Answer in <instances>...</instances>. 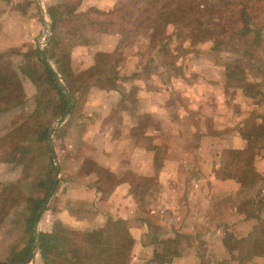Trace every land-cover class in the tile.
<instances>
[{
	"label": "rangeland",
	"instance_id": "rangeland-1",
	"mask_svg": "<svg viewBox=\"0 0 264 264\" xmlns=\"http://www.w3.org/2000/svg\"><path fill=\"white\" fill-rule=\"evenodd\" d=\"M241 1L233 0L239 5ZM251 3L248 12L260 27L264 24V0ZM240 9L232 6L238 28ZM48 10L57 15L55 33ZM152 16L154 10L139 9L134 0H0V263L14 259L25 248L28 221L35 214L37 217L45 203L37 235L40 229L51 226L52 217L45 213L62 181L68 183L69 177L78 176L73 174L76 163L81 167L80 173L102 172L86 158L95 151L87 136L90 131L102 130L116 136L125 122H138L137 129L149 122L150 101L155 102L157 112L163 116L174 115L175 103L188 105L192 111L189 119L193 121L197 107L192 102L191 88L204 80L217 82L225 91L227 115L222 113L225 118L217 123H227V133L244 132L258 140L248 154L236 156L230 151L237 150L227 151L218 176L232 179L229 201L239 203L244 215L255 217L256 226L264 220V32L257 44L253 43L255 33H251L234 41L235 48L223 43L215 46L208 40L192 43L176 34L186 31L183 24L163 23L155 27L156 23L150 21ZM154 29H159L155 40ZM165 38L169 44L164 48L161 40ZM42 49L47 64L72 98L69 115L52 136L59 176L49 133L65 115L68 99L64 110L63 98L50 74L67 96L42 58ZM240 49L248 51V55L240 53ZM242 58L244 73H239L235 63L242 62ZM230 71L233 76L227 77ZM238 83L247 85V94L237 87ZM238 91L247 99H239ZM240 116L245 118L238 123ZM45 129H49L50 152L42 138ZM96 142L101 145L100 140ZM253 153L256 155L250 169L258 173L256 179L247 172L245 163ZM57 177L59 183L47 202ZM226 197L220 195L218 200ZM40 201L43 203L38 209ZM106 219L71 226L64 235L81 243L86 229L100 228ZM213 240L210 233L198 238L186 236L180 239L178 248L187 249L198 243L201 248L196 256L200 264H235L236 260L264 264L260 255L249 261L242 260L239 253L235 257L233 249L239 251V245L234 242L232 246L233 236L226 238L225 249L216 252L218 242ZM151 241L156 243V237L151 236ZM38 244L37 238L29 264H43ZM174 246L173 241L161 243L158 261ZM132 264L140 263L132 257Z\"/></svg>",
	"mask_w": 264,
	"mask_h": 264
},
{
	"label": "crops",
	"instance_id": "crops-1",
	"mask_svg": "<svg viewBox=\"0 0 264 264\" xmlns=\"http://www.w3.org/2000/svg\"><path fill=\"white\" fill-rule=\"evenodd\" d=\"M222 89L209 80L191 88L197 107L193 121L188 105L176 103L174 115L163 116L150 101L149 122L137 129L138 122H125L116 136L90 131L87 136L95 151L86 158L102 172L80 173L76 163L73 174L78 176L60 183L45 213L52 217L51 226L40 230L50 233L59 222L69 228L107 217L122 220L133 240L131 257L140 264H200L198 243L178 249L180 254L165 262L158 261L160 244L181 236L198 238L210 233L214 243L218 242L214 252L228 246L229 235L233 236L232 246L248 237L257 219L244 215L236 201H229L232 179L218 176L225 153L244 151L248 146L240 133L225 131L227 123L221 122L225 127L217 123L222 113L227 115ZM238 96L247 99L241 91ZM241 118L245 117L240 116L238 123ZM220 195L228 197L220 201ZM238 253L233 249L235 257ZM235 264L243 263L236 260Z\"/></svg>",
	"mask_w": 264,
	"mask_h": 264
},
{
	"label": "trees",
	"instance_id": "trees-1",
	"mask_svg": "<svg viewBox=\"0 0 264 264\" xmlns=\"http://www.w3.org/2000/svg\"><path fill=\"white\" fill-rule=\"evenodd\" d=\"M134 1L139 9L144 11L154 10L155 16L150 17V21L156 23V25L154 24L155 27L163 23H165V25L183 24L186 31H179L176 34L179 37L186 39V41L192 40V43L198 39L201 42L208 40L212 41L215 46L223 43L228 44L230 48H235L236 45L234 41L239 38L244 39L251 33H255L256 36L253 43L257 44L256 42L259 41L258 39H260L262 32H264V24L259 27V23L256 24L255 20L251 18V13L248 12V7L252 4L251 1L253 0H242L240 5L234 3L233 0ZM232 6L234 10L239 7L241 8L238 19V22H241L240 28L235 26L237 15L235 14V11L232 13ZM48 13L54 23L53 33H55L57 28V15L53 10H48ZM146 21H149V19ZM254 27L255 29H252ZM158 30L159 29H154L153 31L152 37L154 40L156 39ZM53 38L54 37H52V40ZM161 42H163L162 47H168V38L161 40ZM240 53H247L248 55V51H245V49H240ZM241 60L242 62L236 61L235 68L239 73L240 70L244 73L242 68L244 66L243 62H245V58H242ZM50 76L55 84L58 94L63 98L65 110L67 106V98L61 93L51 74ZM229 76H233L232 71L228 73L227 77ZM237 87L243 89L247 94V85L238 83ZM252 88L254 89L253 86ZM71 95L73 97L72 92ZM48 132L49 129H45L42 133V138L47 151L50 152L47 137ZM242 136L248 141L249 148L244 151H230L236 156L239 154L250 153L252 144L258 143V140H254L255 137L253 139L250 135H247L244 132H242ZM261 137H264V133H261ZM255 155L256 153H253L252 158L251 155H249L246 158L245 163L248 167L247 172L252 174L254 178H257L258 173L250 169V167L252 168L253 166L252 164ZM237 180L241 182L239 178ZM241 184L248 186L247 182L244 184L242 182ZM43 201L39 202L38 209L41 208L40 206H42L41 204ZM35 217L36 214L28 221L29 233L25 248L20 253L16 254L14 259L0 264H29L31 262L35 248ZM61 223L59 222L50 233L40 231L38 234V247L43 264H132L131 248L133 240L130 236L126 222L108 217L102 227L86 229L82 236L81 243H77L72 238L69 239L67 235H64L68 234L69 229L63 227V224ZM183 237L186 236H181L173 241L175 246L166 252L165 257L160 259L161 262H165L167 257L180 254L178 250L180 245L179 241ZM237 245H239L238 250L240 252L239 254H241L242 260L249 261L251 260L250 258L258 255L264 257V220L259 221V225L254 227L252 233L248 237L239 239V241L237 240Z\"/></svg>",
	"mask_w": 264,
	"mask_h": 264
},
{
	"label": "water",
	"instance_id": "water-1",
	"mask_svg": "<svg viewBox=\"0 0 264 264\" xmlns=\"http://www.w3.org/2000/svg\"><path fill=\"white\" fill-rule=\"evenodd\" d=\"M51 29H52V26H51ZM41 54H42V58L44 59L45 63L47 64L43 49L41 50ZM48 69L53 74L54 78L59 83V85L61 86L63 92L66 94L67 99H68V107H67L65 115L57 122L56 126L52 127V129L50 130V133H49V139H50V143H51V153H52V156H53L54 161L56 163V169H57L58 176H59L60 175V167L58 165V159H57L55 147H54V144L52 143V136H53V133L55 131V128L58 125L62 124L64 122V120L66 119V117L69 115V112H70L71 107H72V98H71L68 90L61 84L59 76L52 70V68L49 65H48ZM59 179L60 178L57 177L56 182H55V184H54V186H53V188H52V190L50 192V195H49V197L47 199V202L51 199V197H52V195H53V193H54V191H55V189H56V187H57V185L59 183ZM46 204L47 203H45V205H43L42 209L40 210V212L38 213V215L36 217V221H35V240H36V242H37V238H38L37 232H38L39 220H40V217H41L42 213L44 212V210L46 208ZM36 246H37V243H36ZM36 251H38V250L36 249Z\"/></svg>",
	"mask_w": 264,
	"mask_h": 264
}]
</instances>
